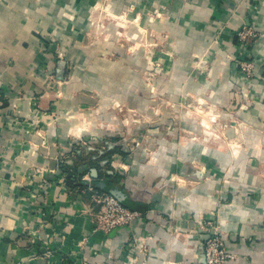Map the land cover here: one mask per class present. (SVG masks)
Returning a JSON list of instances; mask_svg holds the SVG:
<instances>
[{
  "label": "crops",
  "instance_id": "1",
  "mask_svg": "<svg viewBox=\"0 0 264 264\" xmlns=\"http://www.w3.org/2000/svg\"><path fill=\"white\" fill-rule=\"evenodd\" d=\"M115 184L140 216L107 234ZM212 216L224 264H264V0H0V264H207Z\"/></svg>",
  "mask_w": 264,
  "mask_h": 264
},
{
  "label": "built area",
  "instance_id": "2",
  "mask_svg": "<svg viewBox=\"0 0 264 264\" xmlns=\"http://www.w3.org/2000/svg\"><path fill=\"white\" fill-rule=\"evenodd\" d=\"M256 31L252 27L245 26L241 30L236 32V41L239 49L237 50L234 60L241 66L242 71L250 76L253 68V57L250 53L252 43L256 38ZM246 92V84L241 82ZM75 178V177H74ZM73 178V179H74ZM76 184V182H73ZM93 194L94 201L99 206L97 213L95 214L94 229L100 230L104 233L110 234L117 231L122 227H131L133 223L140 216V212L133 210L125 206L115 195L110 192H100L99 190L90 188ZM213 218L192 219L189 217V221L193 225V230L196 229V223L199 224L200 230L207 232L212 226ZM178 227L175 226V229ZM217 234V233H216ZM205 255L207 264H224V262L231 257L230 252L227 250L222 238L218 236H210L205 239ZM143 242H138L140 248L145 247Z\"/></svg>",
  "mask_w": 264,
  "mask_h": 264
},
{
  "label": "rangeland",
  "instance_id": "3",
  "mask_svg": "<svg viewBox=\"0 0 264 264\" xmlns=\"http://www.w3.org/2000/svg\"><path fill=\"white\" fill-rule=\"evenodd\" d=\"M103 18H104V16H103V14H102V18L100 19V20H98V22H97V24H96V27H97V29H96V33L94 34L95 35V37L94 38H98V39H102L104 36H105V31H104V29H105V25H104V21H103ZM256 34H258L257 32H256ZM146 38H147V36H146ZM146 51H148L149 53L147 54V58H146V60H147V62L144 64V66H143V68H142V74H143V79H144V82H145V85L149 88V89H153V88H157V86H156V77L158 76V75H163L164 73H168V68H167V66H165V65H158V63L157 64H155V63H153V61H152V56H150L151 55V50H149L148 48H146V50H145V53H146ZM240 68H241V66H240ZM251 75V74H250ZM57 81V80H56ZM56 83V82H55ZM194 100V102L193 103H202V98L201 97H196V99H193ZM183 103H186V100H183L182 101ZM187 104V103H186ZM169 130V129H168ZM167 129H166V131H168ZM132 132L134 131V130H131ZM132 132H130V133H132ZM152 133V132H151ZM140 146H141V144H140ZM117 147V149L119 148V145H117L116 146ZM160 147H162V145H160ZM148 150L150 151V153H152V149H149L148 148ZM114 152H116V151H112V150H110L108 153H110L109 155H108V159H109V161H112V158L110 157L111 156V153H114ZM118 167V169H120L119 168V166H117ZM122 169H125V168H122ZM75 176V178L74 179H72V177H70L69 178V182L70 183H73V182H76V184H74L75 185V187H77V186H79L80 185V188L81 189H84L85 187L83 186V181H82V178H78V176H76V175H74ZM73 176V177H74ZM86 181V180H85ZM80 183V184H79ZM86 183V182H85ZM87 184V183H86ZM72 185V184H71ZM88 189V188H87ZM89 190V189H88ZM90 191V190H89ZM100 192H107V191H102V190H99ZM91 193V194H90ZM89 194H90V197H91V201L93 202V205H94V208H95V214L97 213V211H98V208H99V206L96 204V202L94 201V198H93V194H92V192H89ZM212 221H213V224H212V226H210V229H211V227H215L214 228V231L213 232H211V233H209L210 232V230L209 231H207V232H203V231H201L200 230V227H199V224L198 223H196V229H195V233L196 234H198L199 236H201V235H203V234H205V233H209V235L210 236H214V235H217L218 236V231H215L216 230V225H215V221H216V219L213 217L212 219H211ZM217 233V234H216ZM220 235V234H219ZM206 237H208V235L206 236ZM206 237L205 238H202V236H201V241L202 242H205V239H206ZM221 237V236H220ZM222 238V237H221ZM223 240V239H222ZM204 245H205V243H204Z\"/></svg>",
  "mask_w": 264,
  "mask_h": 264
},
{
  "label": "water",
  "instance_id": "4",
  "mask_svg": "<svg viewBox=\"0 0 264 264\" xmlns=\"http://www.w3.org/2000/svg\"><path fill=\"white\" fill-rule=\"evenodd\" d=\"M91 171H92V177L97 178L98 177L97 170L96 169H92ZM103 185H104V183H103ZM110 193L115 195L119 200H123V199H126L128 197L127 191L122 189L118 184H115L110 189ZM201 249L203 250L202 259L204 260V262H206L205 245H204V243L201 244Z\"/></svg>",
  "mask_w": 264,
  "mask_h": 264
},
{
  "label": "trees",
  "instance_id": "5",
  "mask_svg": "<svg viewBox=\"0 0 264 264\" xmlns=\"http://www.w3.org/2000/svg\"><path fill=\"white\" fill-rule=\"evenodd\" d=\"M73 173H69V178L70 177H72V179H73ZM75 177V176H74ZM125 206H127V207H129V208H131L130 206H128V204H127V202L126 201H124V200H120ZM132 209V208H131Z\"/></svg>",
  "mask_w": 264,
  "mask_h": 264
}]
</instances>
